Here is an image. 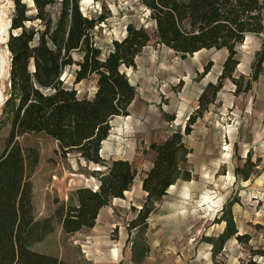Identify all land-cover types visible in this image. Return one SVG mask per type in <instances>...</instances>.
<instances>
[{"label":"rangeland","instance_id":"374dc122","mask_svg":"<svg viewBox=\"0 0 264 264\" xmlns=\"http://www.w3.org/2000/svg\"><path fill=\"white\" fill-rule=\"evenodd\" d=\"M78 3L84 15L104 17L93 30L102 56L108 53L113 40L124 37L129 24L152 35L151 42L135 58V67L123 68L135 87L136 97L124 115L112 119L109 136L100 150L106 166L115 160H126L137 170L129 191L112 200L99 214V224L106 226V220L111 221L106 240L121 243V251L127 254L131 249L140 252L149 243L153 249L146 256V264H264V64L248 93L236 94L235 86L224 80L215 102L192 126L191 134L183 136V143L191 153L181 168L190 172V180H179L171 186L147 219L151 223L163 220L155 224L163 233L155 238L145 228L128 230V223L136 217L145 198L140 182L155 157L150 144L163 142L173 132L183 133L203 89L210 82L216 83L227 51L176 53L158 42L149 10L133 0H78ZM2 10L4 19H11L13 0H0ZM9 33L8 30L6 41ZM260 47L261 38L253 35H248L237 47L239 64L235 78L243 76L245 81L249 78ZM0 51L10 64L6 43L0 46ZM207 66L210 70L201 78ZM73 70L74 67L65 71L64 83L73 86L79 97H90L95 81L89 79L73 85ZM0 92L5 101L8 93L5 78H0ZM7 131L8 127L0 131V144ZM18 143L22 148L36 149L39 154L31 175L34 217L52 218V232L33 244L32 250L68 264H110L111 253L104 256L99 249H89L93 242L88 243L85 234L65 235L55 217L56 209L69 203L71 192L83 187L94 189L98 185L97 172H104L106 167L87 163L74 152L63 155L57 142L43 133L24 134L18 137ZM247 153L253 165H245ZM237 168L250 174L248 182L243 181L244 174H236ZM230 202L236 236L241 240L232 237L215 255V248L207 238H217L223 233L225 223L217 221ZM121 257L114 264H134L124 255Z\"/></svg>","mask_w":264,"mask_h":264},{"label":"trees","instance_id":"16d2710c","mask_svg":"<svg viewBox=\"0 0 264 264\" xmlns=\"http://www.w3.org/2000/svg\"><path fill=\"white\" fill-rule=\"evenodd\" d=\"M155 24L158 42L176 53L192 55L202 50H226L227 57L216 83H208L198 97L197 109L188 118L183 133L173 132L163 142L152 143V167L142 178L145 194L128 230L146 227L155 204L179 180L189 181L190 172L181 168L191 150L183 144L223 87L224 80L235 93H248L263 71L264 0H141ZM103 16L84 15L78 0H13L6 48L10 57L8 93L0 111V131L8 127L0 144V264H68L53 255L32 250L52 232V218L36 220L32 205L31 175L38 164L34 148H22L18 137L43 133L58 144L63 155L74 152L87 163L106 167L97 172L98 188L83 187L71 192L69 203L55 211L65 235H75L95 226L99 212L132 186L137 170L126 160L106 166L100 156L108 138L110 122L126 113L136 97L135 87L123 68H134L135 58L151 42L152 35L142 27L127 25L123 38L113 40L102 56L93 30ZM248 35L261 38L249 78L234 77L239 61L237 47ZM73 85L95 81L90 97L63 80L73 68ZM207 66L200 77L208 74ZM245 81V82H244ZM247 158L245 165H248ZM236 174H248L237 168ZM233 202L227 204L217 223L225 229L217 238H207L219 253L236 236ZM241 240L240 236H236ZM148 247L132 249V260L140 264Z\"/></svg>","mask_w":264,"mask_h":264},{"label":"crops","instance_id":"0c3cea01","mask_svg":"<svg viewBox=\"0 0 264 264\" xmlns=\"http://www.w3.org/2000/svg\"><path fill=\"white\" fill-rule=\"evenodd\" d=\"M184 144V143H183ZM187 148V147H186ZM188 149V148H187ZM190 150V149H189ZM247 158H249V164H251L252 162H251V160H250V155H248V153L246 154V157H245V162H246V160H247ZM187 160H188V157H187ZM153 161H154V159H153ZM153 161L150 163V166H149V168L144 172V175H145V173L146 172H148L149 171V169L152 167V163H153ZM247 165V164H246ZM251 165H253V164H251ZM201 170H203V169H201ZM205 170V172H206V168L204 169ZM203 170V171H204ZM247 174V173H246ZM250 180V174H248V179L247 180H244L243 179V181L244 182H248ZM142 185V182H140V186ZM176 185V184H175ZM173 187V186H172ZM127 193V192H126ZM145 195V194H144ZM115 200V199H114ZM105 208H103L102 210H104ZM102 210L99 212V214L102 212ZM98 217H99V215H98ZM98 217H97V219H98ZM260 217H262V216H260ZM99 221L100 220H96V223H95V226L92 228V229H85V231L86 232H84V230H82V231H80V232H78V233H76L75 235L76 236H78V235H82V234H85L86 235V238H89V240H87V242L89 243V242H93V244L91 245V247L89 248V249H93L94 248V250H96V249H99L100 251H101V253H103V255L104 256H107V255H109V253H111L110 254V256H109V260L111 261V263H113L114 264V261L116 262V259L118 260V258L117 257H119V259L121 260L122 259V257H121V255H124V257L127 259L128 258V260H129V262L131 263H134V264H137L136 262H134L133 260H132V256H133V254H132V249L131 250H128V254H127V252H125V251H121V243H113V242H111L110 240L109 241H107L106 240V236H107V234H106V230L109 228V227H111V221L110 220H106V226H104V225H102V224H99ZM157 221H159V222H161V221H163V220H157ZM165 221V220H164ZM234 221V220H233ZM159 222L157 223H151V220H147V223H146V227H145V230H146V233H148L149 231H150V233H151V235L152 236H154L155 238H158V235L160 234V233H163V230L162 229H156L155 228V224L156 225H158L159 224ZM155 229V230H152V229ZM149 230V231H148ZM85 238V239H86ZM91 240V241H90ZM157 243L158 242H155V244L157 245ZM147 245L149 246V248H148V252H147V254L145 255V257H144V259L142 260V262L140 263V264H146V260L148 259L147 257H148V253H149V250H150V248H151V250L153 249L152 247L153 246H151L149 243H147ZM147 246V247H148ZM111 247H114L115 249H111ZM113 253V254H112ZM119 255V256H118ZM147 256V257H146ZM124 258V259H125ZM110 263V264H111Z\"/></svg>","mask_w":264,"mask_h":264},{"label":"bare ground","instance_id":"6f19581e","mask_svg":"<svg viewBox=\"0 0 264 264\" xmlns=\"http://www.w3.org/2000/svg\"><path fill=\"white\" fill-rule=\"evenodd\" d=\"M4 18H5V13L2 10L0 11V46L7 42L6 41L7 31L9 30V25H10V19L7 18V20H5ZM195 54H198V52ZM5 58L6 57H4V55L0 51V78L2 79L5 78L6 80H8L7 78L9 77L8 76L9 64ZM3 102L4 99L2 93L0 92V107L2 106ZM94 189H96V185L94 186Z\"/></svg>","mask_w":264,"mask_h":264},{"label":"built area","instance_id":"2783aa9c","mask_svg":"<svg viewBox=\"0 0 264 264\" xmlns=\"http://www.w3.org/2000/svg\"><path fill=\"white\" fill-rule=\"evenodd\" d=\"M134 3L136 4H141V0H133ZM81 12H82V9L80 8ZM83 13V12H82Z\"/></svg>","mask_w":264,"mask_h":264},{"label":"water","instance_id":"95a60500","mask_svg":"<svg viewBox=\"0 0 264 264\" xmlns=\"http://www.w3.org/2000/svg\"><path fill=\"white\" fill-rule=\"evenodd\" d=\"M10 26V25H9ZM98 188V185H96V189ZM96 189H94V190H96Z\"/></svg>","mask_w":264,"mask_h":264}]
</instances>
